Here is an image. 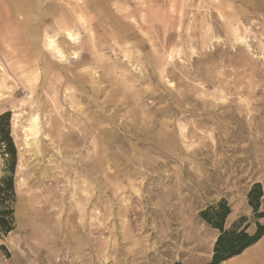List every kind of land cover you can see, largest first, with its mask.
<instances>
[{"label": "rangeland", "instance_id": "obj_1", "mask_svg": "<svg viewBox=\"0 0 264 264\" xmlns=\"http://www.w3.org/2000/svg\"><path fill=\"white\" fill-rule=\"evenodd\" d=\"M17 1L0 0V115L17 159L0 264H205L218 231L200 213L221 200L225 228L243 218L254 232L264 0ZM60 21L79 35H57L61 62L42 39Z\"/></svg>", "mask_w": 264, "mask_h": 264}, {"label": "trees", "instance_id": "obj_2", "mask_svg": "<svg viewBox=\"0 0 264 264\" xmlns=\"http://www.w3.org/2000/svg\"><path fill=\"white\" fill-rule=\"evenodd\" d=\"M9 121L8 112L0 115V154L5 161L6 173L0 179V233L2 234H8L12 230L11 203L14 200V171L17 162L16 148L10 136ZM262 196L260 184H254L247 194L248 205L257 220L253 233L247 232L248 226L243 229L239 228L244 222L243 218L238 223L235 222L229 228H225V220L230 214V208L224 200L200 213L201 219L218 231L211 259L205 264H221L241 254L264 235V224L258 222L264 218V214L259 212Z\"/></svg>", "mask_w": 264, "mask_h": 264}, {"label": "bare ground", "instance_id": "obj_3", "mask_svg": "<svg viewBox=\"0 0 264 264\" xmlns=\"http://www.w3.org/2000/svg\"><path fill=\"white\" fill-rule=\"evenodd\" d=\"M26 1L28 3H30V4H35L36 2H38L37 0H26ZM52 31L54 33L53 35H50L49 33L44 32V34L42 36V39L44 40V42H43L44 43L43 44V48L48 53H50V55L52 56V58L57 59L60 62L61 61H65L66 60V55L64 54V52L61 49V47L59 46V44L56 42L57 35L62 33V35H64V43H67L66 45L72 44L73 46H74V44H77V40H78V36L79 35L78 34H75L72 31V29L69 28L66 25V23L63 22V21L58 22L56 25L54 24V27H52ZM70 47H72V46H70ZM76 51L75 52H72V55H73L74 58H77L78 57V52H76ZM37 121H38L37 118H34V119L30 120V126L25 129V133L28 132V133H26L27 135L25 136L26 139L29 136H33L34 137V136L37 135V132H36V123H37Z\"/></svg>", "mask_w": 264, "mask_h": 264}, {"label": "crops", "instance_id": "obj_4", "mask_svg": "<svg viewBox=\"0 0 264 264\" xmlns=\"http://www.w3.org/2000/svg\"><path fill=\"white\" fill-rule=\"evenodd\" d=\"M37 1L38 2H36L35 4H30V3L23 4L17 1L16 4L20 6L19 7L20 11L27 12L30 9L28 8L29 7L28 5H30V7H35L36 4L43 2L44 0H37ZM26 5L27 8L25 7ZM47 7H49L48 4L43 8L42 13L50 12V8ZM26 20H28L27 17ZM262 204H264L263 200H262ZM221 264H264V235L256 243L246 248L241 254L234 256L222 262Z\"/></svg>", "mask_w": 264, "mask_h": 264}]
</instances>
